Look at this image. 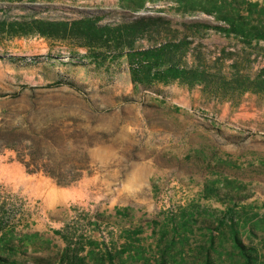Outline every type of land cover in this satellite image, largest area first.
Segmentation results:
<instances>
[{"label":"rangeland","instance_id":"1","mask_svg":"<svg viewBox=\"0 0 264 264\" xmlns=\"http://www.w3.org/2000/svg\"><path fill=\"white\" fill-rule=\"evenodd\" d=\"M143 1L0 0V251L12 248V264L57 260L67 239L93 240L95 258L110 250L118 264H246L234 229L251 263L264 264V93L241 94L216 77L193 88L137 84L130 53L159 46L157 35L98 65L87 47L29 27L89 15L112 24L163 15L174 27L214 19L173 1L138 10ZM233 1L219 5L234 10ZM195 45L211 72L227 76L233 60L252 76L264 67V40L210 30ZM224 52L233 58L214 63Z\"/></svg>","mask_w":264,"mask_h":264},{"label":"trees","instance_id":"2","mask_svg":"<svg viewBox=\"0 0 264 264\" xmlns=\"http://www.w3.org/2000/svg\"><path fill=\"white\" fill-rule=\"evenodd\" d=\"M146 1H143L137 9H143ZM162 1V0H152ZM176 3L178 11L183 14L202 12L212 16L210 20H193L181 23L182 26L174 27L170 22V18L163 15H142L131 21H124L117 24L101 23L100 16H84L73 21L66 20H45L35 19L29 27L31 31L46 38L71 39L78 45L88 48L86 55L91 60L101 65L107 59L109 53H113L114 58L119 57L123 50H134L137 41L150 35L161 37L162 43L159 46H149L142 50L131 51L130 55L134 58L133 63L138 68H133L132 80L137 84L151 87L155 83H174L194 87L196 85H207L209 79L216 77L222 79L225 85L231 86L239 93L246 92L264 93V67L254 74L250 75L248 65L241 64L238 60L231 62V68L228 75H222L221 68L214 72L206 70L203 65V52L198 46H191L197 37H203L210 30L226 36L234 35L241 39L245 44L252 45L254 41L260 42L264 40V6L262 9L254 10L260 6V2H250V0H234L232 5L234 10L224 11V7L219 5L221 0H209L210 4L192 3L185 4L183 0H164ZM246 4H250L248 15H244L243 11L247 8ZM252 8V9H251ZM255 14L259 15L257 23L251 18ZM26 24H21L24 29ZM4 21H0V33L6 28ZM12 27V24H11ZM19 34V33H16ZM165 37V38H163ZM260 53V52H258ZM169 54L170 59H163V55ZM191 54L194 59L193 64L183 63V59ZM233 58L229 53H222L214 59V63H219L227 59ZM210 77V78H209ZM227 87V86H226ZM3 229V222L0 221V231ZM58 233H61L57 231ZM234 239L242 248L241 252L246 257V264L254 263L252 247L243 244L238 232L234 229ZM137 235L139 231L135 232ZM90 246L88 254L83 252ZM88 245L82 241L75 242L67 239V245L62 252L54 260L51 254H34L33 264H91V260L97 264H118L115 261L116 255L112 251H108L107 256H96V246L93 240ZM1 249H5L1 245ZM8 250L10 254L0 251V264H12V248ZM128 251L127 248L120 250L121 255ZM252 262V263H251Z\"/></svg>","mask_w":264,"mask_h":264}]
</instances>
